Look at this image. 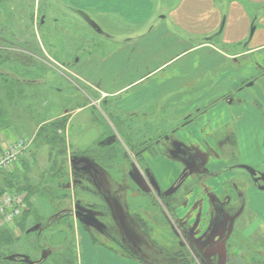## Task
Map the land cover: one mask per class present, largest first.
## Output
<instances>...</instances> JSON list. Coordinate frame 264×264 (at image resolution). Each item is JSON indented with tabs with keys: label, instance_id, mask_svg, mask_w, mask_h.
I'll use <instances>...</instances> for the list:
<instances>
[{
	"label": "rangeland",
	"instance_id": "rangeland-1",
	"mask_svg": "<svg viewBox=\"0 0 264 264\" xmlns=\"http://www.w3.org/2000/svg\"><path fill=\"white\" fill-rule=\"evenodd\" d=\"M37 4L43 14L40 22L51 10L62 11L61 3L50 0H0V38L14 42L0 40V47L7 48L0 50V152L17 137H34L24 157L0 169L6 175L23 173L29 176L28 182L23 184L27 188L10 190L3 184L5 189L0 195L19 192L27 205L12 224L0 225V230H7L11 236L10 245L1 249L6 254H13V262L8 263L68 264L69 259L76 256L75 264H78L75 224L79 221L75 212H79L88 225L92 222L97 225L93 224L99 231L91 228L96 241L123 253L140 255L148 264H157L155 262L164 258L168 244L177 249L182 240L174 235L159 207L161 201H166L169 209L174 206V211L199 202V214L204 216L199 225L201 240L198 244L193 239L181 243L197 254V264H264V233L242 234L235 225L244 209L246 180L252 178L262 186L264 172L256 170L252 177L240 168L235 141L227 134L223 135L224 130L215 136L212 145L208 140H202L200 144L197 140L201 137L198 136L191 139L192 132L186 126L196 115V110L175 111L188 105L193 94H185L184 100L180 99L183 94L162 101L142 113L117 111L106 100L100 104L103 113L97 108L78 111L80 106L91 103L89 94L92 91L68 69L72 68L75 57L90 52L105 54L109 43L90 41L99 36L91 27L86 49L82 35L73 32L78 37L74 39L72 35L69 39V35L63 34L64 26L57 31L49 24L41 29L37 25L40 32L37 36L32 32ZM62 20L66 23V19ZM118 21L106 19L103 27L121 36V33L131 31V27L138 26L137 23L133 26L124 24L120 18ZM40 38L42 47L38 42ZM68 43L77 47H71L70 51ZM100 44L101 48L94 47ZM8 47L17 50H8ZM54 59L58 64L53 62ZM9 75L13 77L9 78ZM242 76L233 83H255L256 104L264 107V67H250ZM212 83L198 82L201 88L195 93L204 89L209 93L212 88L208 87ZM215 84L214 94L207 95V99L216 98V103L225 97L218 95L224 90V84L230 83L227 79L224 82L216 80ZM59 115L61 117L53 119ZM51 123H54V129L45 131L51 139L38 138L35 131L38 126L42 124L46 128ZM175 126L178 128H173ZM165 134H173L175 143L164 144ZM59 150L62 154L58 155ZM86 155L101 159L96 166H91L81 159ZM195 155L194 160L190 159ZM161 157L175 159H167L171 169L169 167L164 176L162 170L161 173L158 170L164 163ZM149 163L156 165V171L160 173L156 178L149 172ZM185 171L189 173L181 179ZM88 172L90 176L86 175ZM163 189L167 190L166 194ZM69 210L71 214H68ZM186 212V209H179L184 219L188 217ZM128 213L137 218L140 229L150 237L154 251H147L145 257L140 252L128 250L121 241L126 237L132 246L142 244L139 228L140 232L137 229L136 233L128 234ZM54 217L57 218L52 221ZM222 228L227 230L226 233L222 234ZM101 229L108 235L101 234ZM0 264L6 263L0 258Z\"/></svg>",
	"mask_w": 264,
	"mask_h": 264
},
{
	"label": "crops",
	"instance_id": "crops-1",
	"mask_svg": "<svg viewBox=\"0 0 264 264\" xmlns=\"http://www.w3.org/2000/svg\"><path fill=\"white\" fill-rule=\"evenodd\" d=\"M50 1L59 5L61 3L62 11L51 10L40 22L41 14L37 8L32 30L37 36L40 35L37 25L41 29L49 24L57 31L64 26L63 34L69 35V39H72L73 32H78L85 39V49L88 47L86 42L93 39L95 44L99 41L109 43V50L105 54L90 52L75 57L72 68L68 69L71 75L84 85H89L92 91L89 94L91 103L80 106L78 111L97 108L103 113L100 104L106 100L117 111L142 113L162 101L183 94L180 99L184 100L185 94H193V100L188 105L175 111L182 113L193 108L196 110V115L186 126L192 132L191 139L198 136L201 137L197 140L200 144L202 140H208L211 144L216 141L215 136L224 130L223 135L227 134L228 138L235 141L239 164L264 172V107L256 104L257 86L255 83H233L243 73L246 74L250 67H264V0ZM60 15L66 19V23ZM119 18L124 24L133 26L137 23L138 26L135 29L131 27V31L127 30L124 35L121 33V36L103 27L106 26V19H114L119 23ZM90 27L99 36L88 41ZM75 37L78 36L73 35ZM38 42L41 47L44 45L41 38ZM101 44L94 47L101 48ZM67 46L70 51L71 47H77L71 46V43ZM53 62L58 64L55 59ZM52 67L55 68L54 65ZM227 79L230 84H224V90L218 94L225 96L224 99L216 103V98L208 100L207 95L215 92V81L224 82ZM209 81L213 82L208 87L212 88L209 93L207 89L195 93L201 88L198 82ZM227 91L233 93L223 94ZM58 117L61 116L53 119ZM163 137L165 144L174 141L173 134ZM223 138L222 143L225 142ZM100 146L103 147V144ZM164 158L161 157V160L166 165L162 162L158 167L159 172H163L162 176L167 174L169 167L171 169L167 165L168 160H175ZM81 159L87 160L88 165L96 166L101 158L86 155ZM148 169L155 178L161 173L156 171V165L152 163ZM86 175L90 176V173ZM244 202V209L235 221L238 230L246 235L264 233V189L252 178L246 180ZM193 204L188 205L187 202L185 205L188 206L179 207L180 210H187L185 214L188 217L185 219L178 208L174 213L178 221L188 227L189 236L198 244L201 240L199 225L204 216L203 213L199 214V202ZM77 218L79 222L75 224V235L78 264H148L140 255L123 253L96 241L89 228L92 225H88L80 214ZM194 218L197 223L189 224ZM226 231L222 228V234Z\"/></svg>",
	"mask_w": 264,
	"mask_h": 264
},
{
	"label": "trees",
	"instance_id": "trees-1",
	"mask_svg": "<svg viewBox=\"0 0 264 264\" xmlns=\"http://www.w3.org/2000/svg\"><path fill=\"white\" fill-rule=\"evenodd\" d=\"M13 76H10L9 75V78H11ZM57 120V119H56ZM50 128V129H49ZM46 129V130H45ZM49 130H53L54 129V123H51L50 125H48L46 128L43 127V125L41 124V126L39 127V129L37 130V137L38 138H41L42 140L43 139H51V135L48 134V132H45V131H48ZM50 136V137H49ZM53 137V136H52ZM62 150H59V152L57 153L58 155L59 154H62L61 153ZM64 154V153H63ZM29 176L25 175V174H9V175H6L5 173H1L0 172V195L1 193H3L2 191L5 189L3 188V184L10 190L12 189H16V190H22L23 188H27V186L23 185L25 182L27 183L29 180L28 179ZM29 198V196H28ZM164 204H166V208L169 209V206L167 207V202H162L160 203V209L162 211H164ZM173 207V208H172ZM169 210L171 209H174V206H172ZM65 212V211H64ZM62 212V213H64ZM70 212V210L68 211ZM58 215V213H57ZM63 215V214H62ZM62 215H59L61 218H63L64 216ZM58 217V216H57ZM56 217V218H57ZM59 217V218H60ZM55 218V217H54ZM53 218V219H54ZM52 219V221H53ZM167 221V220H166ZM168 225H170L168 223V221L166 222ZM171 228V226H170ZM172 229V228H171ZM173 232H174V235L178 238L181 239V236L176 232L175 229H172ZM8 241H11V236L10 234L7 232V230H0V258L3 260L4 263L6 264H9L8 262H13V259H12V255L13 254H6L5 252H2L1 249H3L4 245H10V242ZM182 241L181 240L177 247L176 248H172L170 244H168V246L166 247V250L167 252L164 253V258H161L160 261L158 262H155L157 264H197V260H196V255L194 252L190 251V249L188 247H185L184 244L182 246ZM12 243V242H11ZM172 243V242H171ZM174 247V246H173ZM16 254H14L15 256ZM64 255V254H63ZM17 256V255H16ZM65 256V255H64ZM174 260H173V259ZM69 259V257L67 258ZM156 259V258H155ZM69 263L68 264H75V262H77L76 260V256L75 258H73V260L69 259ZM163 260V261H162ZM151 264H154L151 263Z\"/></svg>",
	"mask_w": 264,
	"mask_h": 264
},
{
	"label": "built area",
	"instance_id": "built-area-1",
	"mask_svg": "<svg viewBox=\"0 0 264 264\" xmlns=\"http://www.w3.org/2000/svg\"><path fill=\"white\" fill-rule=\"evenodd\" d=\"M32 138L17 137L0 152V169L18 162L24 157L32 144ZM5 203V206L2 205ZM26 207L25 198L19 192L6 193L0 197V225L12 224V220L19 216ZM23 210V211H24ZM7 222V223H6Z\"/></svg>",
	"mask_w": 264,
	"mask_h": 264
},
{
	"label": "flooded vegetation",
	"instance_id": "flooded-vegetation-1",
	"mask_svg": "<svg viewBox=\"0 0 264 264\" xmlns=\"http://www.w3.org/2000/svg\"><path fill=\"white\" fill-rule=\"evenodd\" d=\"M38 5V9H39V5L40 4H37ZM36 8V9H37ZM35 9V10H36ZM41 17H43V14L41 15ZM0 40L1 41H4L5 43H14V42H12V41H10V39H8V38H6V37H1L0 38ZM1 45V44H0ZM2 46V45H1ZM18 45H16V47H17ZM2 49H7L6 47H0V50H2ZM9 49H16L15 47H8V50ZM17 50V49H16ZM166 140H168V138L166 137ZM172 143H175V141H173ZM165 144V143H164ZM180 154H182V152H180ZM185 155V152L182 154V156H184ZM196 158V155L195 156H190V159H195ZM188 171H185L184 172V174L182 175V177H181V179H184L187 175H188ZM87 174V173H86ZM166 191L167 190H164L163 189V192L166 194ZM166 196V195H165ZM173 208V207H172ZM167 208H166V204H164V213H165V219L168 221V223L170 224L169 226H171V228L172 229H175L176 230V232L181 236V238H182V240L183 241H188V239H191V237L189 236V234H188V232H189V229H187L186 228V225H184V224H181L180 223V221H177L176 220V217H174V210L173 209H171V210H166ZM115 212V211H114ZM166 213H169L172 217H170V216H168ZM80 215L81 216H83L82 215V213H80ZM128 215H129V219H126V222H127V230H128V234L129 235H131V234H133V232L134 233H136L137 232V229L139 228L140 229V225H139V223H138V221H137V218L133 215V214H131V213H128ZM132 215L134 216V217H132ZM123 221V220H122ZM88 222H90V221H88ZM91 223V222H90ZM93 224H95L94 222H92L91 223V225H93ZM96 225V224H95ZM97 226V225H96ZM96 226H89V228L91 229V228H94V229H96V230H98V227H96ZM130 226V227H129ZM129 227V228H128ZM121 228H122V224H121ZM130 229V230H129ZM139 229H138V231H139ZM99 231V230H98ZM102 231V232H101ZM105 230H100V232H101V234H105V235H108L107 234V232H104ZM141 231V232H140ZM140 234H141V236H142V244L140 245V244H138L137 246H132L131 244H129L128 243V238L126 239V237H120L121 238V241L123 242V244L124 245H126L127 246V249L128 250H130V251H133V252H140L142 255L141 256H143V257H145V253L147 252V251H149V252H153L154 251V248H153V245H152V243L150 242V237H148L147 236V234H146V232H143V230H141L140 229ZM129 237V236H128ZM123 239V240H122ZM137 240H138V238H137ZM154 254V253H153Z\"/></svg>",
	"mask_w": 264,
	"mask_h": 264
},
{
	"label": "water",
	"instance_id": "water-1",
	"mask_svg": "<svg viewBox=\"0 0 264 264\" xmlns=\"http://www.w3.org/2000/svg\"><path fill=\"white\" fill-rule=\"evenodd\" d=\"M243 168H245L246 170H248L250 172V174H252V175H255L256 174V171L253 168L249 167V166H243ZM260 188L261 189H264L263 186L262 187L260 186Z\"/></svg>",
	"mask_w": 264,
	"mask_h": 264
}]
</instances>
